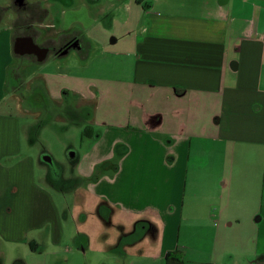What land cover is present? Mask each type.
I'll return each instance as SVG.
<instances>
[{"label":"crops","instance_id":"obj_1","mask_svg":"<svg viewBox=\"0 0 264 264\" xmlns=\"http://www.w3.org/2000/svg\"><path fill=\"white\" fill-rule=\"evenodd\" d=\"M42 1L46 18L52 3L74 6L73 0ZM84 1L102 7L88 35L105 46L111 32L115 43H123L125 77L144 102L135 94L139 115L130 114L128 132L102 136L112 147L125 148L106 152L94 164L108 162L114 179L101 177L89 193L118 209L116 226L144 231L157 224L156 244L133 239L129 250L154 249L164 259L178 249L186 261L211 262L225 252L218 237L240 220L228 204L215 219L209 201H256L252 224L264 215V194L259 196L264 190V0ZM13 32L11 26L0 30V103L17 61ZM146 88L160 96L158 108L148 107ZM21 134L15 118L0 116V247L28 245L38 251L29 236L50 225L51 194L36 183V160L22 156ZM218 216L221 225L203 247L213 256L188 258L190 249L204 250L186 239L203 233L204 218L212 223ZM183 221L201 231L188 235ZM5 252L0 250L6 258ZM259 253L245 264H264ZM217 263L229 264L225 257L212 264Z\"/></svg>","mask_w":264,"mask_h":264},{"label":"rangeland","instance_id":"obj_2","mask_svg":"<svg viewBox=\"0 0 264 264\" xmlns=\"http://www.w3.org/2000/svg\"><path fill=\"white\" fill-rule=\"evenodd\" d=\"M5 1L0 0V6ZM72 4L73 7H65L61 3L50 4L51 14L46 18L47 28L43 35L56 38L59 34H71L75 30L87 41L91 50L84 55L71 52L59 60L50 56L41 64H32L21 58L23 60H17L16 63L23 65L19 75L22 79H15L11 73L6 76V99L0 103V116L13 117L19 122L22 156H32L36 160V183L50 191L51 205L50 225L29 236V240L34 237L38 251H33L28 245L4 244L0 250L5 249L7 255L5 258L0 253V260L4 264H15L17 258L25 260L26 264H167L165 258L161 259L154 249L142 247L136 250L137 246L128 249L131 245L127 243L135 239V242L148 241L146 245L156 244L157 224L154 223L155 228L146 226L144 231H140L138 226L130 229L124 227L123 235L113 222L118 209L89 193L101 177L108 181L114 179L113 174H108L109 170L106 169L109 167L108 162L97 166L94 164L102 161L106 152L125 148L122 143L112 147L110 141H101L102 136L118 129L128 132L127 126H133L128 124L130 114L135 112L139 115V102L134 101L135 94H139V101L144 102L141 100L142 92L132 93L127 81L129 78L125 77L124 67L127 63L123 43H115L111 32L108 33L109 40L105 46L95 43L89 36L94 20L101 15L102 7L95 8L84 0H73ZM11 17L12 12L5 14L0 30L12 26ZM144 90L150 96L149 99L145 98L148 107L158 108L160 96L155 97L152 88ZM68 108L74 113L69 112ZM132 119L135 117L132 116ZM92 131L96 132L94 136H90ZM71 149H75L78 155L73 163L67 154ZM45 155L52 157V163L42 162L41 157ZM38 162L40 165H37ZM79 177L85 180L84 185L78 186L75 191L71 190ZM259 192V196L263 197L264 190L260 189ZM209 203L215 219L228 204L240 221L227 233L221 236L217 233L220 236L219 245L225 252L214 257L203 247L212 242L213 228L221 225L222 216L212 223L204 218V231L198 236L192 233L195 237L190 232L201 231V228L183 221L184 230H188L190 235L186 240H190L192 246L202 247L199 250H204H195L196 253H193L194 249H190L188 258L193 257L195 260L199 255L204 259L212 257L211 262L214 263L222 262L225 257L229 264H245L247 258H253L257 249L260 253L256 258H262L264 220L261 219L264 215H259L258 223L252 224L250 220L255 217L252 208L257 205L256 201ZM262 203L264 205V201ZM108 215H112L110 226L103 221ZM119 215L121 219L126 217L121 213ZM227 222L224 221V227ZM119 242L127 245L124 258L109 250V247ZM117 250L120 251V248ZM211 262L186 261L185 264Z\"/></svg>","mask_w":264,"mask_h":264},{"label":"flooded vegetation","instance_id":"obj_3","mask_svg":"<svg viewBox=\"0 0 264 264\" xmlns=\"http://www.w3.org/2000/svg\"><path fill=\"white\" fill-rule=\"evenodd\" d=\"M3 4V6H0V24L4 21L5 14L7 12H12L10 25H12L11 27L14 28V41L20 38H33L35 44L40 48L50 49L47 59L50 56H53L54 59L59 60L63 55V51L66 49L69 50L68 54L71 52H76L81 55H84L91 50L90 45L83 37L57 40L56 38H50L43 35L46 29L42 27L44 24L43 20L46 19L48 10L44 6V2L42 0H25L22 5H19L16 0H6ZM75 44L76 47H74ZM16 57L19 61L23 60L19 58H24L28 62H32V64L38 63L35 55H16ZM68 111L74 113L71 109Z\"/></svg>","mask_w":264,"mask_h":264},{"label":"trees","instance_id":"obj_4","mask_svg":"<svg viewBox=\"0 0 264 264\" xmlns=\"http://www.w3.org/2000/svg\"><path fill=\"white\" fill-rule=\"evenodd\" d=\"M76 31L74 30L72 33H75ZM71 33V34H72ZM71 34H59L57 37H56V39L57 40H67V39H70V38H76V37H80L79 35H78V33L76 32L75 34H73V35H71ZM15 42V41H14ZM16 57V56H15ZM62 57H64L63 55H62ZM61 57V58H62ZM17 58V57H16ZM19 59H21V58H19ZM18 60V59H17ZM19 61V60H18ZM28 62V61H27ZM17 64V66L15 65V66H13L10 70H9V73H11L12 75H13V77H15V79H19V80H21L22 78H20V72H21V70H22V66L23 65H21V63H16ZM108 165H110L109 163H108ZM84 183H85V180L83 179V178H81V177H79V180H78V183L75 185V187L74 186H72L71 187V190H76V189H78V186H79V188L81 187V186H83L84 185ZM111 216L112 215H109L107 218H105V219H103V221L107 224V225H112L111 224ZM118 227V229H119V231L121 232V234H125L124 233V227L123 226H121V225H119V226H117ZM152 228H155L154 227V225H152ZM126 247H127V245L125 244H123V243H121V242H119V244H117V245H115V246H113V247H109V250H110V252H112V253H114L115 255H118V256H120V258H124L125 256H126V254L124 253V249H126ZM118 248H120V251H118L117 249ZM121 249H122V251H121ZM165 260H166V262H167V264H185L186 263V261H185V257H184V254L180 251V250H178V249H176L175 251H173V252H169V253H167L166 254V256H165ZM0 264H4V262H3V260L1 259L0 260Z\"/></svg>","mask_w":264,"mask_h":264},{"label":"water","instance_id":"obj_5","mask_svg":"<svg viewBox=\"0 0 264 264\" xmlns=\"http://www.w3.org/2000/svg\"><path fill=\"white\" fill-rule=\"evenodd\" d=\"M25 0H16V2L19 5H22L24 3ZM74 47H76V44L74 45ZM14 54L15 55H19V56H24V55H35L37 58V62L38 63H43L46 61L50 49L48 48H40L38 45L35 44L34 39L33 38H20L17 39L14 42ZM68 49L63 51V55H67L68 54ZM68 158L70 159V161L73 163L76 161L78 155L77 152L74 149H71L68 151ZM42 158V162L44 161V163H52V157L49 155H45Z\"/></svg>","mask_w":264,"mask_h":264}]
</instances>
